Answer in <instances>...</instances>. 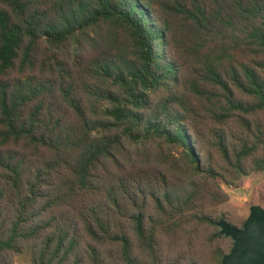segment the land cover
<instances>
[{
	"label": "trees",
	"instance_id": "trees-1",
	"mask_svg": "<svg viewBox=\"0 0 264 264\" xmlns=\"http://www.w3.org/2000/svg\"><path fill=\"white\" fill-rule=\"evenodd\" d=\"M253 174L264 0H0V264H222Z\"/></svg>",
	"mask_w": 264,
	"mask_h": 264
},
{
	"label": "rangeland",
	"instance_id": "rangeland-1",
	"mask_svg": "<svg viewBox=\"0 0 264 264\" xmlns=\"http://www.w3.org/2000/svg\"><path fill=\"white\" fill-rule=\"evenodd\" d=\"M111 38L105 35L101 40V48L98 53L103 52L107 48L119 49L121 54H125L129 58H134L135 49L133 46V40L127 33L121 32L118 35L116 45L113 47L111 44L106 43ZM165 53L164 50H161ZM95 53L89 52L83 55L88 59L93 57ZM159 153L163 155H169L170 149L167 146H162L161 143H150L146 147H142L138 150L131 149L130 153L134 159L138 160V163L145 161L149 165L156 163V156ZM173 155H177L173 153ZM224 191L229 195L230 200L228 203L220 207V211L226 215L228 222L240 227V225L246 221L251 213L252 206H261L264 208V175L253 174L248 178L240 181L237 188L223 186ZM12 264H30L29 256L23 254L11 258Z\"/></svg>",
	"mask_w": 264,
	"mask_h": 264
},
{
	"label": "water",
	"instance_id": "water-1",
	"mask_svg": "<svg viewBox=\"0 0 264 264\" xmlns=\"http://www.w3.org/2000/svg\"><path fill=\"white\" fill-rule=\"evenodd\" d=\"M222 235L234 241L232 251L222 264H264V208L252 206L243 228H237L224 220L218 223Z\"/></svg>",
	"mask_w": 264,
	"mask_h": 264
}]
</instances>
